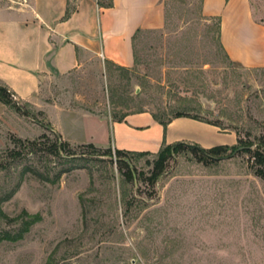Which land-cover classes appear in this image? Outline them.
<instances>
[{"label": "rangeland", "instance_id": "rangeland-1", "mask_svg": "<svg viewBox=\"0 0 264 264\" xmlns=\"http://www.w3.org/2000/svg\"><path fill=\"white\" fill-rule=\"evenodd\" d=\"M201 1L166 0L161 24L136 32L130 68L92 59L52 80L48 101L108 121L189 107L221 131L189 118L180 128L212 144L171 143L230 147L236 131L264 148V67L227 55ZM250 3L264 22V0ZM13 100L0 102V264H264L255 147L218 159L181 149L150 179L157 152L126 154L128 169L112 145L71 144L47 114Z\"/></svg>", "mask_w": 264, "mask_h": 264}, {"label": "crops", "instance_id": "crops-1", "mask_svg": "<svg viewBox=\"0 0 264 264\" xmlns=\"http://www.w3.org/2000/svg\"><path fill=\"white\" fill-rule=\"evenodd\" d=\"M111 1L110 7H101L97 0L17 4L0 0V83L17 100L47 114L71 144L112 145L118 150L150 153L179 139L211 145L196 132L189 134L180 128L189 117L173 118L164 128L146 110L108 121L93 114L71 113L48 101L52 80L92 59L130 68L137 30L162 22L166 0ZM71 4L70 14L65 16ZM201 9L203 15L219 18V40L232 60L245 67H264V22L255 19L250 0H202ZM63 115L70 118L68 125L63 123ZM207 124L201 127L209 134L221 131Z\"/></svg>", "mask_w": 264, "mask_h": 264}, {"label": "trees", "instance_id": "trees-1", "mask_svg": "<svg viewBox=\"0 0 264 264\" xmlns=\"http://www.w3.org/2000/svg\"><path fill=\"white\" fill-rule=\"evenodd\" d=\"M97 3L101 7H110L112 5L111 0H106V1L97 0ZM70 12H71V8L67 7V10L65 12V16H68L70 14ZM215 19H217L218 29H219V18L215 17ZM118 67H121V66H118ZM13 98H15L14 93L9 88H7L6 86H3L0 83V102L7 104V105L12 104V103H14V105H17V102L15 100H13ZM17 108H19V107H17ZM190 112H192V111H190L189 107H184L182 109L175 110L172 115H170L166 118L165 117L163 118V117H161L157 114H154V113H151V114L155 120H157L159 123H161L163 125L164 128L166 127L167 123H169L173 118L182 117V116L183 117H189L192 119H196L199 121H203V122L209 123V124L214 125V126L219 128L218 124H216L212 121H209V120L201 119L196 114L190 115L191 114ZM123 116L119 120H121L123 118ZM235 134H236V143L230 147L220 145V146H214V147H210V148H203V147H200L196 144H190V143H185V142H174V143L164 144L157 151V157H156L155 162H154L153 173H152L150 179L157 177L161 173V171L163 170L164 162L172 155V153L178 152L181 149H188L193 153L199 154L201 159H218V158L222 157V155L228 149H232L231 153H233L239 146H243L242 151L248 152L253 147H255L256 149H258L257 151H255V155H257L259 163L264 165V155L263 156L261 155L264 153V148L263 147L261 148L260 143H254V141L249 139V138L248 139H242L236 131H235ZM55 135L59 139V141H61V137L57 134H55ZM58 146H62V143L60 142ZM115 151L117 152L118 162L128 169L130 166V158L127 157L126 154L145 155V154L150 153V152H145V151H143V152H132V151H123V150H118V149H115ZM129 172L130 171L128 170V175L130 174ZM23 231H27V230L24 229ZM20 237H21V235L18 236V238H20ZM4 238H7V237H4Z\"/></svg>", "mask_w": 264, "mask_h": 264}, {"label": "water", "instance_id": "water-1", "mask_svg": "<svg viewBox=\"0 0 264 264\" xmlns=\"http://www.w3.org/2000/svg\"><path fill=\"white\" fill-rule=\"evenodd\" d=\"M45 127H47L48 129L50 130H53L55 134L59 135V133L57 131H55L51 126L49 125H44ZM60 136V135H59ZM243 149V146H239L233 153L231 154H234L236 153L237 151H241Z\"/></svg>", "mask_w": 264, "mask_h": 264}]
</instances>
